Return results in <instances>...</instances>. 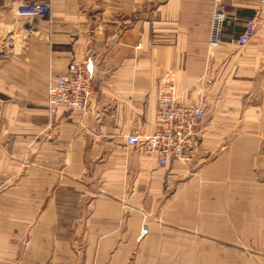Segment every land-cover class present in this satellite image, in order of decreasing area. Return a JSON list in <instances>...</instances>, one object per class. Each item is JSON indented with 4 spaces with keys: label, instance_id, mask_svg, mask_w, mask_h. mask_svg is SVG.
I'll use <instances>...</instances> for the list:
<instances>
[{
    "label": "crops",
    "instance_id": "0c3cea01",
    "mask_svg": "<svg viewBox=\"0 0 264 264\" xmlns=\"http://www.w3.org/2000/svg\"><path fill=\"white\" fill-rule=\"evenodd\" d=\"M36 2L45 18L20 12ZM223 6L210 48L213 0H0V264H125L132 252L135 264H241V247L256 248L264 8ZM252 18L254 37L237 45ZM14 31L23 45L10 54ZM73 60L86 64L89 107L50 118L48 81ZM167 74L204 118L196 156L162 169L125 137L154 132ZM183 190L186 209H165V191Z\"/></svg>",
    "mask_w": 264,
    "mask_h": 264
},
{
    "label": "built area",
    "instance_id": "2783aa9c",
    "mask_svg": "<svg viewBox=\"0 0 264 264\" xmlns=\"http://www.w3.org/2000/svg\"><path fill=\"white\" fill-rule=\"evenodd\" d=\"M225 0H213L211 12L210 35L208 46L216 47L226 17ZM259 7L264 8V0H258ZM22 14L32 18H45L49 12L47 2H36L26 5L20 10ZM256 20L249 19L243 32L235 40L237 45L243 46L251 40L256 31ZM17 31L9 32L4 38L8 53L20 51ZM140 44L136 45L139 48ZM173 76L165 75L159 82L155 103L156 128L153 133L143 135L132 132L125 137L127 145L139 149L140 152L152 156L159 168H166L172 163L185 165L189 163L199 146V128L204 118L203 109L199 104L187 103L176 93ZM46 90L45 104L48 117H55L59 113L76 112L84 116L88 102L93 94L92 84L87 77L86 64L80 60H73L66 64L64 70L51 76ZM146 223L142 224L141 238L147 232ZM30 242V234L23 239L26 248ZM125 264H135V253H130Z\"/></svg>",
    "mask_w": 264,
    "mask_h": 264
},
{
    "label": "rangeland",
    "instance_id": "374dc122",
    "mask_svg": "<svg viewBox=\"0 0 264 264\" xmlns=\"http://www.w3.org/2000/svg\"><path fill=\"white\" fill-rule=\"evenodd\" d=\"M41 104L37 105V111H40V106ZM40 107V108H39ZM16 119V118H15ZM17 121H25V119L21 118V119H16ZM0 123L2 126L7 124V119L6 118H1L0 119ZM264 135H262V139H263ZM262 157L263 152L261 153ZM260 157V155H259ZM184 167V165H182ZM257 172H256V186H257V194H256V206L254 208L251 207V209H259L258 210V219H260V221L258 220V245L255 247H250V252H249V248L247 247H241V253H242V258H241V264H249V260L246 261L244 259H248L249 253L251 254V256L254 259V263L252 262V264H264V245H261L260 242L264 241V165H257L256 167ZM231 186H233V183ZM210 192V190L208 191ZM184 190L181 191V197L177 196V199H175V197L173 196V193H170L169 191H165L164 196L162 197V204L164 203V205H166L165 209H186V199L184 198ZM238 194V192H236ZM226 199V203H227ZM237 201V199H235ZM206 204L204 206V208L206 209H212L213 205H215V198H209L205 200ZM235 202V201H234ZM231 204V207H238L237 202ZM227 207V206H226ZM196 208H199V204L196 205ZM247 208V206H246ZM190 209V207H189ZM27 234V233H26ZM25 234V235H26ZM25 237V236H24ZM260 244V245H259ZM22 247L23 246V241H22ZM257 255V257L255 256ZM257 259V260H256ZM228 264H231L229 262H227Z\"/></svg>",
    "mask_w": 264,
    "mask_h": 264
}]
</instances>
